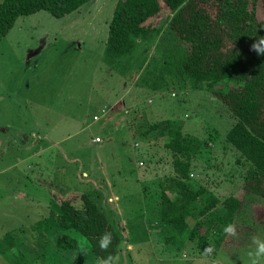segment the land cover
Masks as SVG:
<instances>
[{
  "label": "rangeland",
  "instance_id": "rangeland-1",
  "mask_svg": "<svg viewBox=\"0 0 264 264\" xmlns=\"http://www.w3.org/2000/svg\"><path fill=\"white\" fill-rule=\"evenodd\" d=\"M119 1L21 16L0 42V264H101L81 236L78 250H59L55 219L48 231L37 225L62 201L81 206L84 193L122 237L114 264H250L251 238L264 240V201L243 190L247 165L226 140L235 119L214 93L227 83L197 90L156 78L166 53H183L163 2L144 24L149 38L116 57L107 37ZM166 119L199 144L190 186L242 203L218 248L166 241L158 203L173 187L169 128L148 131Z\"/></svg>",
  "mask_w": 264,
  "mask_h": 264
},
{
  "label": "trees",
  "instance_id": "trees-1",
  "mask_svg": "<svg viewBox=\"0 0 264 264\" xmlns=\"http://www.w3.org/2000/svg\"><path fill=\"white\" fill-rule=\"evenodd\" d=\"M90 1L3 0L0 42L21 16L46 11L62 18ZM161 2L173 13L168 29L183 53H166L156 78L172 79L179 87L197 90L227 83L225 90L214 93L235 119L226 140L247 165L243 190L264 201V54L258 56L250 50L258 36H264V0H120L107 37V47L116 57L129 55L139 39H147L154 32L144 24L159 13ZM155 32L159 34V30ZM152 88L156 89L155 84ZM174 124L166 119L148 127L150 132L161 126L169 128L166 147L173 157L170 181L174 188L171 192L161 188L159 223L169 232L167 242L191 240L199 249L218 248L220 236L226 234L224 228L233 224L242 203L235 196L220 200L205 187L190 186L192 158L199 144ZM79 201V207L72 200L62 201L60 213L39 221L38 227L48 231L53 218L61 229L56 243L59 250H78L81 236L101 261L109 255L117 258L120 233L89 194L80 195ZM105 233L111 235V243L101 249L99 241ZM5 239L12 245L8 233L2 242Z\"/></svg>",
  "mask_w": 264,
  "mask_h": 264
},
{
  "label": "clouds",
  "instance_id": "clouds-1",
  "mask_svg": "<svg viewBox=\"0 0 264 264\" xmlns=\"http://www.w3.org/2000/svg\"><path fill=\"white\" fill-rule=\"evenodd\" d=\"M250 50L255 51L258 56L264 54V36H258V38L251 44ZM224 232L234 233L233 226L229 224L224 228ZM251 242L255 247L248 252L250 264H260L261 258L264 257V240L258 238L257 236H253L251 238ZM110 243L111 235L109 233H105L99 241V247L101 249H106ZM115 259V257L109 255L103 259L101 264H114Z\"/></svg>",
  "mask_w": 264,
  "mask_h": 264
},
{
  "label": "crops",
  "instance_id": "crops-1",
  "mask_svg": "<svg viewBox=\"0 0 264 264\" xmlns=\"http://www.w3.org/2000/svg\"><path fill=\"white\" fill-rule=\"evenodd\" d=\"M263 214V213H262ZM253 221H254V219H253ZM255 222V221H254ZM256 224H258L257 222H255ZM259 225V224H258Z\"/></svg>",
  "mask_w": 264,
  "mask_h": 264
}]
</instances>
